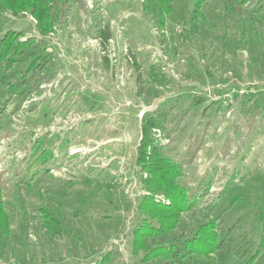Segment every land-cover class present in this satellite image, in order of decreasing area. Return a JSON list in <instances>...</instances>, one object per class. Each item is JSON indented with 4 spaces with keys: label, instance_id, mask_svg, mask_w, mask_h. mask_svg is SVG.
Listing matches in <instances>:
<instances>
[{
    "label": "rangeland",
    "instance_id": "1",
    "mask_svg": "<svg viewBox=\"0 0 264 264\" xmlns=\"http://www.w3.org/2000/svg\"><path fill=\"white\" fill-rule=\"evenodd\" d=\"M142 1L72 0L46 38L31 15L0 14V52L8 31L44 41L0 59V264H264V52L244 44L238 21L264 0L241 14L199 0L198 25L190 0L166 2L165 15ZM143 118L157 121L146 130L194 205L147 256L132 240ZM41 147L54 153L45 163ZM203 223L223 242L209 257L187 248Z\"/></svg>",
    "mask_w": 264,
    "mask_h": 264
},
{
    "label": "trees",
    "instance_id": "2",
    "mask_svg": "<svg viewBox=\"0 0 264 264\" xmlns=\"http://www.w3.org/2000/svg\"><path fill=\"white\" fill-rule=\"evenodd\" d=\"M172 1L173 0H143L142 2L144 4V9L149 8L155 3L159 14L165 15L170 11V6L166 2L171 3ZM214 1H218L222 10L225 13L230 14H241L242 9L246 6L245 3L248 2V0ZM71 2L72 0H0V14H8L14 17L21 13L31 15L35 20L37 34L39 37L46 38V36L48 37V35L55 30L56 26H60L61 23L59 20H62V16L68 12ZM190 2L193 3L192 10L190 11L192 14L191 18L193 19L192 22L197 25L200 23L204 24L203 17L204 15L206 17V9L200 7L199 4L202 0H200V2L199 0H190ZM203 2H208V0H204ZM262 5L263 4L254 5L252 7L253 9H250L252 15L244 17L239 16L238 21L241 24L239 26L240 38L243 39L244 44H251L258 50L260 49L264 52V7H261ZM101 36L103 37L102 44H105L110 38V31L106 29ZM249 36L251 42L246 40ZM36 40V37L21 39L20 34L17 32L8 31L4 33V41L1 45L0 52L1 61L8 63L10 56H14V52H27L33 49L34 41ZM36 42H38L37 46L44 43L43 40H38ZM205 45L207 46V44ZM210 56L212 58H214V56L218 57L213 51H205L202 54V57L206 61H208ZM30 62H32V60H30L29 63ZM258 64L262 72L256 73L255 80L262 83L264 82V55ZM45 65L46 64L41 68L43 69ZM30 69H32V67ZM7 70L8 68L4 72H7ZM205 74L212 75V67H209L208 65ZM33 75L34 74H32V76ZM23 83L21 84L20 89H18L22 94L30 91L28 89L29 86ZM156 122L157 121L154 119L147 118H143L140 122V137L137 143L136 152L133 154L132 163L133 170L136 171V169H138L137 172L141 174L140 186L144 191L141 201L136 207L137 211L144 214L143 217L141 216V218L135 223L132 229V240L133 246H135L136 249L139 248V250H144L145 256H147V254L150 255L156 250L154 248H159L160 246L162 248V244L158 246L153 240L159 235L168 233L170 229L174 228L181 214L194 208L193 203L189 201L190 194L187 192L186 188L177 181L181 174L180 169H178L179 167L176 168V164H172V159L164 156L162 147L158 146V142H156L150 135V132L148 133V130H146L147 125L151 127L155 125ZM36 142V145L38 146L44 142V139L39 138ZM53 156V150L48 147H41L37 154V158L41 159V163H45ZM45 170L48 171V167H46ZM144 173L146 174L145 177L142 175ZM52 189V187L45 188L46 192ZM39 209L42 210L43 208ZM261 209H263V207ZM49 212H47V215H44L46 221H50L52 214ZM3 217L6 218L0 201V219ZM237 222L238 221L235 220L234 226H231V229H227L233 231ZM0 227L3 228L1 225ZM219 237L218 225L213 229V226L209 225V223L199 224L193 238L188 241L190 245L188 244L187 248H189L191 253L197 255V257H209L219 248L220 243L223 245V242L219 241ZM261 240L263 241L261 246L263 250L264 235H262ZM262 250L258 253L260 254ZM137 252L139 251H135V254ZM161 255L162 253H155L152 256L157 257ZM253 260L254 257L253 259H249L245 264H250Z\"/></svg>",
    "mask_w": 264,
    "mask_h": 264
}]
</instances>
